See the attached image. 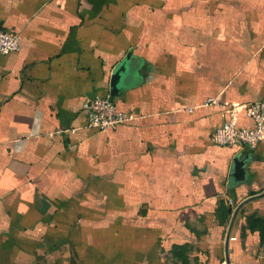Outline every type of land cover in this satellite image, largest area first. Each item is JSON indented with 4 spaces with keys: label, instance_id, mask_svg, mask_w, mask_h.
<instances>
[{
    "label": "crops",
    "instance_id": "obj_1",
    "mask_svg": "<svg viewBox=\"0 0 264 264\" xmlns=\"http://www.w3.org/2000/svg\"><path fill=\"white\" fill-rule=\"evenodd\" d=\"M0 264H264V0H0ZM137 119L89 126L87 97ZM209 99H214L213 102ZM245 161L241 179L234 158Z\"/></svg>",
    "mask_w": 264,
    "mask_h": 264
},
{
    "label": "built area",
    "instance_id": "obj_2",
    "mask_svg": "<svg viewBox=\"0 0 264 264\" xmlns=\"http://www.w3.org/2000/svg\"><path fill=\"white\" fill-rule=\"evenodd\" d=\"M20 47L19 33L0 26V58L18 51ZM84 109L89 126L99 131L117 129L138 117L135 111L118 108L110 94L87 97ZM247 115L254 121V127H240L231 109L228 118L212 133L211 140L225 146L257 147L264 140V99L248 103Z\"/></svg>",
    "mask_w": 264,
    "mask_h": 264
},
{
    "label": "water",
    "instance_id": "obj_3",
    "mask_svg": "<svg viewBox=\"0 0 264 264\" xmlns=\"http://www.w3.org/2000/svg\"><path fill=\"white\" fill-rule=\"evenodd\" d=\"M127 75V64L126 61L122 62L121 65L113 72L112 77H111V83H110V95L114 98L118 95L119 90L122 86L121 81L123 79L124 76ZM245 161L243 159H240L239 156H236L234 158V164L233 167L231 169V176L236 178V179H241L244 177V173H245ZM264 196V192L260 193V194H256V195H252L250 197H248L247 199L243 200L239 206L235 209L234 213H233V217L230 223V227L227 233V238H226V252H227V262L230 263V258L228 255V250H229V240L231 237V231H232V227L233 224L235 222L237 213L239 212L240 208L246 204L247 202L254 200V199H258Z\"/></svg>",
    "mask_w": 264,
    "mask_h": 264
},
{
    "label": "trees",
    "instance_id": "obj_4",
    "mask_svg": "<svg viewBox=\"0 0 264 264\" xmlns=\"http://www.w3.org/2000/svg\"><path fill=\"white\" fill-rule=\"evenodd\" d=\"M259 221L263 224V225H261V232H262V236H263V239H264V219L263 218H259Z\"/></svg>",
    "mask_w": 264,
    "mask_h": 264
}]
</instances>
